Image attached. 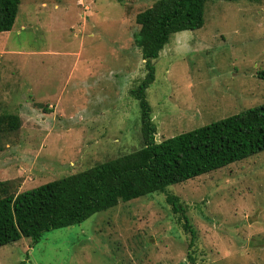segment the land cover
I'll use <instances>...</instances> for the list:
<instances>
[{
	"label": "rangeland",
	"instance_id": "1",
	"mask_svg": "<svg viewBox=\"0 0 264 264\" xmlns=\"http://www.w3.org/2000/svg\"><path fill=\"white\" fill-rule=\"evenodd\" d=\"M158 0H21L0 33V190L18 194L142 147L130 90L145 76L138 13ZM146 91L155 140L264 104V0H207L200 29L171 36ZM2 196V195H0ZM184 206L173 214L167 201ZM185 215L190 244L178 219ZM264 264V151L0 247V264Z\"/></svg>",
	"mask_w": 264,
	"mask_h": 264
},
{
	"label": "trees",
	"instance_id": "2",
	"mask_svg": "<svg viewBox=\"0 0 264 264\" xmlns=\"http://www.w3.org/2000/svg\"><path fill=\"white\" fill-rule=\"evenodd\" d=\"M236 1V0H223ZM207 0H158L138 13L134 44L140 50L145 76L130 90L140 109L142 147L84 171L9 194L0 190V247L21 238L37 244L48 231L82 223L95 213L167 187L185 183L264 151V104L174 137L156 142V128L146 91L154 81L153 61L172 35L200 29ZM21 0H0V33L12 29ZM264 81V71L257 72ZM20 128L14 114L0 115V140ZM3 186L2 184H0ZM167 201L173 214L184 206ZM190 244L196 239L185 215L178 219ZM191 264L194 260L188 255Z\"/></svg>",
	"mask_w": 264,
	"mask_h": 264
}]
</instances>
